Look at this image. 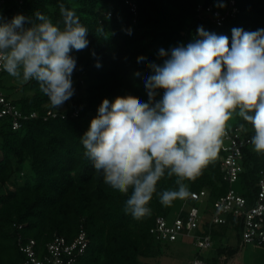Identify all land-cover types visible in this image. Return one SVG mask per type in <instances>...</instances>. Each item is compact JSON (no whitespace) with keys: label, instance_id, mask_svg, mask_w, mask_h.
I'll use <instances>...</instances> for the list:
<instances>
[{"label":"trees","instance_id":"1","mask_svg":"<svg viewBox=\"0 0 264 264\" xmlns=\"http://www.w3.org/2000/svg\"><path fill=\"white\" fill-rule=\"evenodd\" d=\"M229 2L0 0V13L8 21L17 14L33 17L39 11L60 27H63L60 13L63 4L74 10L80 23L88 29L89 41L86 49L70 53L77 60L72 76L75 94L65 109L54 108L39 84L30 80L24 86L32 92L15 104L22 111H36L38 115L24 120L16 130L9 125L8 116L0 120V264L22 260L23 255L17 248L19 237L43 244L54 233L72 239L79 228L85 231L89 242L76 264H148L138 257L161 253L163 244L170 241L158 242L149 229L156 216L168 217L187 199H176L169 205L160 202L164 190H178L177 177H169L166 170L149 202L151 214L134 219L123 211L132 189L123 194L104 183L102 173L84 155L81 136L97 116L104 99L113 101L118 96L131 94L147 102L144 79L153 74L147 64H163V58L158 57L160 48L186 45L197 36L201 26L205 31L227 36L229 46L233 28L248 32L264 29V0H234L233 12ZM218 3L226 6L218 7ZM216 11L219 16L227 12L220 24L215 20ZM128 29H131L130 35ZM139 56L147 59L138 63ZM97 63L100 67H96ZM136 72L140 76L134 75ZM47 109L55 110L57 116L44 118ZM231 119L227 129L239 127L242 134L252 138L254 129L250 123L235 113ZM240 152L242 170L231 184L221 170L224 156L221 145L216 158L199 176L182 181L189 193L205 190V195L194 201L205 215L210 213L213 201L229 188L234 189L235 183L237 193L246 199L247 205L254 203L256 181L260 171L264 172V153L255 152L251 141ZM218 225L241 229L240 218L229 215L226 224L208 226L201 222L195 232L208 231L212 239ZM222 249L218 247V253ZM232 253L228 248V256ZM203 259L206 264H213L209 257Z\"/></svg>","mask_w":264,"mask_h":264},{"label":"clouds","instance_id":"2","mask_svg":"<svg viewBox=\"0 0 264 264\" xmlns=\"http://www.w3.org/2000/svg\"><path fill=\"white\" fill-rule=\"evenodd\" d=\"M60 13L63 27L39 11L34 19L17 14L10 21L0 13V67L35 80L56 109L75 94L77 60L70 53L89 45L75 11L61 4ZM158 57L162 65L147 64L153 72L144 79L147 102L131 94L104 99L81 136L104 183L123 194L132 189L123 211L134 219L151 214L149 202L166 170L177 177L178 190H164L160 202L189 196L182 181L194 180L216 158L234 113L253 126L251 143L264 153V29L233 28L229 46L227 36L201 26L191 42L160 48Z\"/></svg>","mask_w":264,"mask_h":264},{"label":"built area","instance_id":"3","mask_svg":"<svg viewBox=\"0 0 264 264\" xmlns=\"http://www.w3.org/2000/svg\"><path fill=\"white\" fill-rule=\"evenodd\" d=\"M232 12L234 0H230ZM209 9V7H207ZM214 12L216 23H221L223 16ZM3 68L0 67V73ZM36 111H22L14 102L10 101L0 89V120L8 116L9 125L16 130L21 127L24 120L36 117ZM57 116V112L47 109L44 118ZM251 139L240 132L239 127L225 129L222 137L221 149L224 152L221 161V170L224 172V178L228 183L236 180L238 173L242 170L240 163L241 149L249 143ZM257 188L254 203L247 205L246 199L237 193L232 187L224 194L216 198L211 206L210 213L204 214L194 201L205 195V190L191 191L185 202L179 208V211L168 220L167 217L158 215L149 232L158 242L174 241L177 237H186L191 240L200 251L210 249L213 241L209 232L196 233L201 222L210 226L212 224H226L229 215L240 218L241 229L239 240L241 245L248 243L261 245L264 243V172L260 171V176L256 181ZM18 227H20L18 225ZM89 239L82 228L72 239L54 233L51 239L43 244H37L32 238L23 240L18 238L17 245L23 258L19 262L10 264H76L77 259L83 254ZM189 264H206V261L200 257H193Z\"/></svg>","mask_w":264,"mask_h":264},{"label":"rangeland","instance_id":"4","mask_svg":"<svg viewBox=\"0 0 264 264\" xmlns=\"http://www.w3.org/2000/svg\"><path fill=\"white\" fill-rule=\"evenodd\" d=\"M27 82V81H26ZM25 81L21 79H17L15 77L10 76L6 71H1L0 73V89L3 94L7 96V98L17 103L18 99L24 95H29L32 90L28 88L27 86H24ZM69 103V100L65 102L63 107L61 109H65L67 104ZM58 109V110H61ZM232 119H230L227 122L226 126H230L232 124ZM234 189L237 190L238 186L236 183L233 185ZM180 201H177L176 204H180ZM178 206V205H177ZM210 207V206H209ZM209 207H204L205 210H208ZM179 209V208H178ZM178 209H175V212L168 214L167 219L170 220L174 213L178 211ZM215 242V240H213ZM218 244V241L216 242ZM163 244L161 254L164 252L167 256V259L171 263L169 264H187L189 260H191L194 257L193 249L194 246L192 243L189 242H181L180 237L176 238L174 240V245L166 247ZM174 247V248H173ZM202 251L207 252L208 249H204ZM138 259H142L141 257H138ZM159 259V258H157ZM164 260L166 258H163ZM232 261L229 262V264H264V246L256 245V244H245L238 247L235 255L233 256ZM156 264H159L157 261H152ZM161 264V263H160ZM163 264H167L166 262Z\"/></svg>","mask_w":264,"mask_h":264},{"label":"crops","instance_id":"5","mask_svg":"<svg viewBox=\"0 0 264 264\" xmlns=\"http://www.w3.org/2000/svg\"><path fill=\"white\" fill-rule=\"evenodd\" d=\"M239 232L240 231L236 230L234 227L230 225L216 226L214 230V234H212V241L215 240V242L213 241L212 247L208 249L207 252L200 251L195 245H193L194 243L186 237H180V240L181 242L192 243V245L194 246L193 249L194 257L197 255L200 257L202 256V258L206 256L209 257V259H212L213 264H229L230 261L234 260L233 256L235 255L238 247L241 246L239 240L240 237ZM217 241L218 244L216 243ZM173 245H174V241H170L166 243L164 246L169 248V246H173ZM218 247H220L221 249L223 248L222 249L223 251L221 253H218ZM228 248L231 249L233 252L231 256H228ZM167 256L168 255L162 252V254L160 253L150 257H141L142 258L141 261L148 264H156L155 262L152 261H157L159 264L160 263L163 264L165 262L169 264L171 262L169 261V259H167ZM163 258L166 259L164 260ZM189 262L190 260L188 261L187 264H189Z\"/></svg>","mask_w":264,"mask_h":264}]
</instances>
